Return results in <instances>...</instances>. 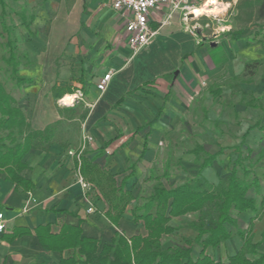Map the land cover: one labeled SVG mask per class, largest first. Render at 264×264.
I'll list each match as a JSON object with an SVG mask.
<instances>
[{
	"label": "crops",
	"instance_id": "obj_1",
	"mask_svg": "<svg viewBox=\"0 0 264 264\" xmlns=\"http://www.w3.org/2000/svg\"><path fill=\"white\" fill-rule=\"evenodd\" d=\"M47 1L60 0H43ZM205 1L187 0L189 11L177 10L171 16L166 6L153 10L150 24L157 34L136 54L126 42L130 15L114 10L109 0L70 4L62 0L59 10L53 4L48 9L36 7L31 14L25 9L16 13L29 34L34 27L38 32L34 45H29L36 63L27 70L30 75L23 77L33 82L19 97L14 96L35 129L57 120L62 124L81 120L82 129L76 147L53 144L49 151L31 149L26 154L27 168L21 175L34 183L31 191L17 189L0 171V213L6 222L0 233V264H62L68 251L48 250L35 232L38 226L49 224L53 233L64 225L79 226L82 237L99 241V250L110 245L117 233L128 238L145 235L143 221L136 223L133 212L143 204L141 197L151 195L156 178L166 170L169 179L162 181L168 188L197 180L218 184L230 172L238 155L236 147L245 151L249 146L253 154L264 149V132L260 130L264 126V76L260 73L264 71V41L222 35L230 29L206 37L193 25L197 16L191 13ZM28 2L38 4V0ZM217 2L226 4V10L232 6L224 0ZM22 13L30 21L28 28L22 24ZM41 16L56 19L42 22ZM255 61L259 64L247 70L246 64ZM110 70L114 72L107 88L99 91L98 82ZM44 81L50 84L44 85ZM57 87L67 91L60 98L56 97L60 92ZM65 96H74V102L63 104ZM254 98L260 106L255 105L258 101L249 102ZM74 106L77 115L69 119L66 108ZM80 109L88 110L86 118H80ZM84 136L92 139L85 142L82 155L108 170L118 185L123 184L135 197L118 227L105 215L108 205L93 184L95 210L87 211L91 201L77 182L79 162L69 154L80 150ZM197 145L216 155L211 165L200 168L193 152ZM256 167L263 178V195L264 176L258 173L262 164ZM238 175H243L241 169ZM260 195L253 188L248 192L258 201ZM254 216L251 211L239 214L238 227L247 228ZM197 217V213H189L172 218L169 225L175 230L162 237V249L182 246L184 238L194 239L197 232L190 224ZM21 227L31 232L13 240L5 238ZM263 234L264 214L254 220L252 237L260 251H264ZM243 244L234 233L216 248H208L206 254L227 264ZM200 254L201 247L195 245L192 260ZM246 255L254 259L252 253ZM186 262L182 259L181 264Z\"/></svg>",
	"mask_w": 264,
	"mask_h": 264
},
{
	"label": "trees",
	"instance_id": "obj_2",
	"mask_svg": "<svg viewBox=\"0 0 264 264\" xmlns=\"http://www.w3.org/2000/svg\"><path fill=\"white\" fill-rule=\"evenodd\" d=\"M0 6V25L7 35H12L15 25L7 22L8 5L0 0ZM234 7L236 26L222 35L234 40L247 38L251 42H263L260 34L264 30V0H238ZM21 20L28 28L30 21L24 13L21 14ZM5 46L9 48V55L3 60L10 68V78L17 86H30L33 82L31 78L18 75L20 61L15 54L17 45H13L9 39ZM258 64L257 61L247 63L246 68L249 70ZM56 90H60L56 94L57 98L67 92L58 87ZM66 111L69 119L77 115L76 106L66 108ZM87 114L88 110H85L80 118H86ZM260 130L264 132V126H260ZM53 144H60L63 148L76 147L78 138L62 128V120L50 123L43 129L33 128L18 99L9 91L6 81L0 78V171L6 174L17 189L31 191L34 183L21 175L27 168L24 157L31 149L49 151ZM235 151L238 155L231 162L229 174L220 179L218 184L197 180L168 188L162 181V178L169 179L168 170L157 177L151 195L133 212L136 223L143 221L147 232L145 235L137 233L128 238L117 233L110 245H104L99 250V241L82 237L79 226L64 225L60 232L53 233L48 224L38 226L35 232L48 250L68 251L62 264H181L182 259H187L185 264H226L215 261L206 251L210 247L216 248L234 233L243 239L244 244L227 264H264V251L258 249V243L252 242L254 220L264 214V194L260 195L261 182L253 167L264 159V150L258 153L255 160L252 157L254 150L249 146L245 151L240 146L236 147ZM193 152L199 160L200 168L211 165L216 157L206 152L201 145H197ZM240 169L243 176L238 175ZM80 170L85 179L98 189L108 205L105 215L118 227L127 206L135 199L133 193L126 190L123 184L118 185L116 178L108 170L85 155H81ZM252 188L261 196L260 201L248 196ZM247 211L253 212L255 216L247 228H239L237 216ZM189 213L198 214L197 219L191 222V227L197 232L196 237L184 238L182 246L162 249V237L175 230L169 225L170 220ZM30 232L27 228H16L10 235H5V238L13 240ZM195 245L201 247V254L193 261L191 252ZM247 253H252L254 259H249Z\"/></svg>",
	"mask_w": 264,
	"mask_h": 264
},
{
	"label": "rangeland",
	"instance_id": "obj_3",
	"mask_svg": "<svg viewBox=\"0 0 264 264\" xmlns=\"http://www.w3.org/2000/svg\"><path fill=\"white\" fill-rule=\"evenodd\" d=\"M75 0H66L68 4L74 2ZM221 1V0H220ZM8 3V8H7V22L8 24L12 25L14 24V33L12 35H7L4 31L3 28L0 25V78L3 79V81H6L7 83V88L9 89L10 92H12L15 96L19 97L20 92H23L26 88L30 87H23V86H17L15 81L10 78V68L7 67L6 63L4 62L3 58L7 57L9 55V48H7L5 45H7V40H11L13 42V45H17V49L15 50V54L17 58L20 61V64L18 66V75L20 77H28L30 75L27 70L31 69L33 64L36 63V55L33 51H31V48L29 45H34L33 44V38L37 35V29L34 27L33 33L29 34V32L22 27L21 21L19 20L17 14H20L23 9H25L28 14H31L32 12H35L34 8H38L41 5L45 8L48 9L49 6L55 4V9L59 10L62 5V0H60L58 3H55L52 1L50 2H43V0H38V4L36 6H31L28 2V0H6ZM70 2V3H69ZM237 0H232L230 1V4L232 5L229 10H224L221 12L219 15H199L197 17H193V25L198 26V29H201V31L206 35V37L212 36L214 32L221 31L223 29H231L235 28V20H234V15H235V5H236ZM200 6V5H198ZM1 7H0V13H1ZM42 17V16H41ZM55 17H47L44 18L42 17L40 20L43 22L44 20L47 22H52ZM260 38L263 39L264 41V30L260 34ZM258 68V67H257ZM264 69V68H263ZM25 70V71H24ZM264 72V71H262ZM261 73L262 76H264ZM45 80V78H43ZM50 84L46 83L44 81V85ZM255 101H258L257 98H254V101H249L254 103ZM256 104H260L259 101ZM83 109H80L79 112L81 113ZM81 120H73V121H64L62 124V128L66 130L70 134H75L77 137L81 133ZM264 150V149H263ZM257 154H253L252 157L255 160L257 157ZM262 164V167L258 171L259 175L263 174L264 176V159L260 162ZM254 171L256 172V164L253 167ZM241 173V171H240ZM257 174V172H256ZM243 176V175H242ZM261 182L263 183V178H260ZM142 201L146 199L147 197H141ZM191 225V224H190Z\"/></svg>",
	"mask_w": 264,
	"mask_h": 264
},
{
	"label": "built area",
	"instance_id": "obj_4",
	"mask_svg": "<svg viewBox=\"0 0 264 264\" xmlns=\"http://www.w3.org/2000/svg\"><path fill=\"white\" fill-rule=\"evenodd\" d=\"M111 7L114 10H123L130 16L126 24V42L132 54H136L147 47L157 34V29L150 24V14L153 10L166 6L169 8L170 16L174 11L184 10L189 11L187 0H109ZM110 70L98 82L97 88L99 91H104L107 88L109 80L113 74ZM91 137H83V145L78 152L70 150L69 154L75 155L78 159L79 166L76 171L77 182L83 188L85 194L89 197L91 205L87 209L88 212L95 210L93 203V185L85 179L80 170L81 155L85 148V142L91 141ZM6 229L4 214L0 213V233Z\"/></svg>",
	"mask_w": 264,
	"mask_h": 264
},
{
	"label": "bare ground",
	"instance_id": "obj_5",
	"mask_svg": "<svg viewBox=\"0 0 264 264\" xmlns=\"http://www.w3.org/2000/svg\"><path fill=\"white\" fill-rule=\"evenodd\" d=\"M226 4L218 3L217 0H206L201 6L192 8L191 13L193 16L199 15H219L226 9ZM74 96H65L61 102L63 104H71L74 102Z\"/></svg>",
	"mask_w": 264,
	"mask_h": 264
},
{
	"label": "water",
	"instance_id": "obj_6",
	"mask_svg": "<svg viewBox=\"0 0 264 264\" xmlns=\"http://www.w3.org/2000/svg\"><path fill=\"white\" fill-rule=\"evenodd\" d=\"M192 16H193V14H192Z\"/></svg>",
	"mask_w": 264,
	"mask_h": 264
}]
</instances>
